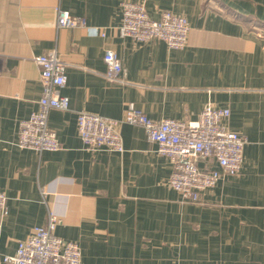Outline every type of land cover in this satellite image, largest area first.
<instances>
[{"label": "crops", "instance_id": "0c3cea01", "mask_svg": "<svg viewBox=\"0 0 264 264\" xmlns=\"http://www.w3.org/2000/svg\"><path fill=\"white\" fill-rule=\"evenodd\" d=\"M134 1L153 19L185 16L186 46L121 36L122 0H0V190L9 208L0 254H14L53 213L83 264H264V0ZM58 5L87 27L57 28ZM51 49L68 63L69 109L49 112L62 147L38 152L16 141L43 92L34 58ZM106 50L122 58L125 81L107 79ZM130 102L158 120L195 119L208 103L229 108L228 127L247 139L241 171L188 201L142 126L121 123V152L85 148L78 112L121 119Z\"/></svg>", "mask_w": 264, "mask_h": 264}, {"label": "built area", "instance_id": "2783aa9c", "mask_svg": "<svg viewBox=\"0 0 264 264\" xmlns=\"http://www.w3.org/2000/svg\"><path fill=\"white\" fill-rule=\"evenodd\" d=\"M121 6V36L142 42L163 40L174 49L186 46L190 24L185 16L164 10L160 18L153 19L143 1L122 0ZM56 13L57 28L87 27L85 17L75 16L59 5ZM101 34L105 35L104 32ZM103 58L107 79L125 81L122 58L113 50H106ZM34 59L40 69L43 92L38 108L21 120L16 144L38 152L58 150L62 146L56 130L49 124V112L69 109V98L62 93L67 83L68 63L56 49ZM229 116V108L208 103L195 119L158 120L130 102L121 119L81 110L77 114V127L85 148L98 150L104 147L121 152L124 150L121 123L142 126L148 139L156 144V150L172 162L169 185L181 194L183 200L199 201L202 191L227 176L237 175L243 166L247 139L228 127L226 120ZM212 162H216L217 167ZM7 201V194L0 190V229L9 213ZM57 222V216L51 213L46 225L35 226L26 238L19 240L14 254H0V264H83L80 245L58 236L55 232Z\"/></svg>", "mask_w": 264, "mask_h": 264}]
</instances>
